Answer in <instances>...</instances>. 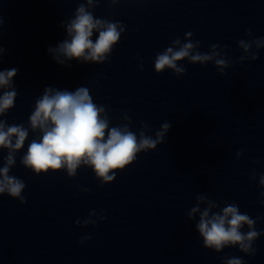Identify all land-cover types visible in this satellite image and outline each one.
<instances>
[{"label":"clouds","instance_id":"obj_1","mask_svg":"<svg viewBox=\"0 0 264 264\" xmlns=\"http://www.w3.org/2000/svg\"><path fill=\"white\" fill-rule=\"evenodd\" d=\"M110 2L115 5L120 0ZM100 3L101 0H83L78 3L73 17L62 23L66 38L55 47L47 49L56 63L70 66L69 62L72 60L94 64H102L108 60L125 31V26L121 22L96 18L93 10ZM2 25L3 20L0 18V27ZM96 33L98 35L93 39ZM246 34L252 36L250 30ZM191 38L192 33L188 32L184 41L177 38L172 41L171 46L157 53L154 59L155 72L160 74L171 70L179 77L186 73L180 62L187 60L190 64L214 63L218 72L224 75V70L231 66V61L225 58L223 48L212 44L208 52H201L200 42H193ZM253 45L255 52L252 51ZM238 46L244 52L240 63L245 60L255 61L259 58V50L264 48V37L241 39ZM4 52L5 49L0 46V62ZM17 72L15 67L0 70V117H4L15 106L17 90L14 77ZM123 121L119 125L110 126L105 106L94 102L87 87L80 86L74 91L46 87L35 101L27 127L23 123L9 125L5 119L0 118V150H7L3 166L0 167V196L7 194L18 199L21 204L27 202L22 195L26 187L24 181L9 173L16 164V154L28 140L30 130L39 135L28 143L27 152L21 157L20 163L25 168L36 175L63 170L69 178H73L77 170L85 166L92 169L103 186L114 181L116 171L131 165L139 153L154 150L164 143L171 128L169 122H164L153 138L147 134L150 128L146 123L142 122L137 134L130 130L131 120L127 115L123 117ZM241 154L237 152V158ZM255 178L253 170L252 179ZM259 185L264 188V175L259 177ZM260 195L264 196V192ZM202 204L205 207L201 208ZM197 214L199 219L195 229L202 238L203 247L217 253L226 247H238L240 252L255 256L257 250L253 244L264 235V232L256 230L257 220L261 217L253 219L248 214L241 213L234 203H225L220 207L217 201L205 194L196 196V205L187 215L192 220ZM93 215H96L95 211L90 212L89 217ZM99 219L102 221L105 217L100 216ZM81 223L94 225L96 221H76L77 225ZM245 226L248 229L246 232L243 231ZM88 239L91 237H84L80 243L83 244ZM224 264H244V261L239 257L225 258Z\"/></svg>","mask_w":264,"mask_h":264}]
</instances>
